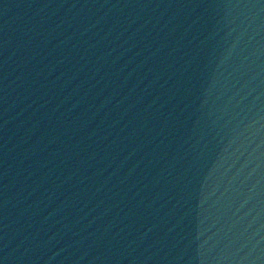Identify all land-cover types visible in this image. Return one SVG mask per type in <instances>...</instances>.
<instances>
[{
	"label": "water",
	"instance_id": "obj_1",
	"mask_svg": "<svg viewBox=\"0 0 264 264\" xmlns=\"http://www.w3.org/2000/svg\"><path fill=\"white\" fill-rule=\"evenodd\" d=\"M0 264H264V0H0Z\"/></svg>",
	"mask_w": 264,
	"mask_h": 264
}]
</instances>
